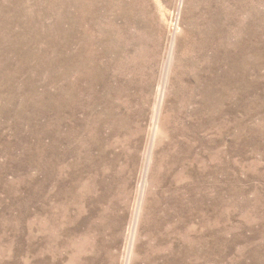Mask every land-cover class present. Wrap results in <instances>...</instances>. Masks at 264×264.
<instances>
[{
	"label": "rangeland",
	"instance_id": "rangeland-1",
	"mask_svg": "<svg viewBox=\"0 0 264 264\" xmlns=\"http://www.w3.org/2000/svg\"><path fill=\"white\" fill-rule=\"evenodd\" d=\"M174 40L165 89L174 105L159 125L175 126L157 140L173 169L158 184L150 175L159 228L150 226L141 264L156 245L158 262L264 264V0H0V264H29L30 219L54 190L44 183L45 125L78 122L128 125L95 172L103 187L90 221L101 230L85 261L125 263ZM60 251L56 264H67Z\"/></svg>",
	"mask_w": 264,
	"mask_h": 264
},
{
	"label": "bare ground",
	"instance_id": "bare-ground-1",
	"mask_svg": "<svg viewBox=\"0 0 264 264\" xmlns=\"http://www.w3.org/2000/svg\"><path fill=\"white\" fill-rule=\"evenodd\" d=\"M184 38L185 37H183V39ZM175 46L176 44L174 40L169 47L168 54L165 59V65L163 67L162 80L164 81L159 89L156 108L154 110V117H156L157 125H155L153 129V134L150 139L151 142L149 144L150 147L147 164L144 166V169H142L141 173L142 181L139 183L136 190L137 200L135 202L136 204L133 214V222L129 228V241L126 247L124 264H141L142 255L140 251L144 248L153 249L151 243L150 226L154 227V225H156L159 228V224H153L151 220V210L153 207L151 200L153 199V193L149 191L151 181L150 175L152 177V181L158 184V179L160 178L161 173H163V170L170 168V170L172 171L173 169L170 165L171 155L169 156L168 160L166 159L167 155H169L168 148L165 143L159 142V137L171 135L173 132L172 129L175 125H159V121L163 113L165 119L170 118V113H168V111L172 112V107L174 105L172 99L166 98L167 95H165V89L171 77V71L176 58ZM195 54L196 53H194V55ZM119 62L120 61H118V63ZM98 77L99 75L95 74L93 80L90 79L91 83H95ZM198 85L200 86V84ZM64 99L66 100V96H64ZM96 106L98 107V105ZM79 118L81 117L79 116ZM127 126L128 125H82L80 124V122H78L77 125H45L44 131L48 141L46 140L47 143L44 146V183L45 186L52 184L54 190L52 194L50 192L47 196V199L45 200L43 206V213L39 214V216H41L38 217V215H33L30 219L29 264H56L59 262L58 256L56 257V253L57 251L59 252V250H61L60 252L63 254L65 252L67 253L69 259L67 264H89V261H85L92 256L94 247H96L93 236L95 237L96 234L101 230L100 224L90 221L91 206L98 199L97 194H99V190H101V188L103 187L102 180L95 177V172L99 171V165L101 164V162L105 161L107 152L106 144L108 146V142L106 141H109L115 134L120 135L125 131ZM180 127V130L187 129L182 126ZM164 133H166V135ZM157 140L159 141L157 142ZM63 143L66 144L65 149L61 147V144ZM93 149L98 150V153L93 154ZM164 155L165 160L163 157ZM69 157H71V160L69 162H66ZM154 182L153 185L156 186ZM37 217L40 219L39 228L41 234L39 240L36 239L37 237L35 234V222ZM48 226L51 229L50 232L54 233V235L51 234V237L53 235L52 238L50 237L51 240L46 237L45 233V230L48 228ZM155 230L158 231L157 228ZM141 233L143 234L144 238L137 244V238ZM154 255L155 257L147 259L145 263L171 264L170 260L166 257L163 258L162 262H158L157 260H155L160 256V254L158 253L157 245L156 253H154Z\"/></svg>",
	"mask_w": 264,
	"mask_h": 264
}]
</instances>
